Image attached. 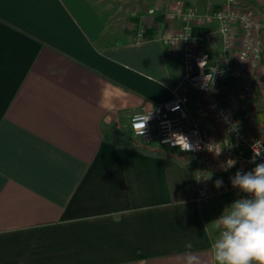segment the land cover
Instances as JSON below:
<instances>
[{
	"label": "crops",
	"instance_id": "obj_1",
	"mask_svg": "<svg viewBox=\"0 0 264 264\" xmlns=\"http://www.w3.org/2000/svg\"><path fill=\"white\" fill-rule=\"evenodd\" d=\"M235 1L257 10L263 0ZM225 6L139 4L106 33L108 12L88 0H0V264H186L188 254L211 264L215 219L235 198L198 200L192 157H165L176 150L145 144L129 123L177 87L201 116L180 49L158 37L182 25L171 9ZM191 29L219 61L215 24Z\"/></svg>",
	"mask_w": 264,
	"mask_h": 264
},
{
	"label": "built area",
	"instance_id": "obj_2",
	"mask_svg": "<svg viewBox=\"0 0 264 264\" xmlns=\"http://www.w3.org/2000/svg\"><path fill=\"white\" fill-rule=\"evenodd\" d=\"M167 16L182 25L176 32L160 34L158 39L180 49L182 85L201 94L204 110L199 117L190 114L189 96L177 87L169 101L152 111L133 114L130 131L145 144L155 143L192 157L201 170L197 173L198 200L223 195H233L235 200L247 198L232 186L231 177L264 162V138L250 126L256 103L264 106V0L257 10L226 0V6L216 11L177 7ZM193 22L215 24L221 37L219 61L213 62L208 53L196 49L200 39L192 33ZM225 81H230L233 89L227 94L221 89ZM149 113L151 118L141 135L139 118ZM173 134L187 137L195 150L181 151L172 146ZM229 161H235L234 166H229ZM217 180L223 181L219 188L215 186Z\"/></svg>",
	"mask_w": 264,
	"mask_h": 264
},
{
	"label": "clouds",
	"instance_id": "obj_3",
	"mask_svg": "<svg viewBox=\"0 0 264 264\" xmlns=\"http://www.w3.org/2000/svg\"><path fill=\"white\" fill-rule=\"evenodd\" d=\"M150 118L151 113L139 118L141 135ZM170 143L181 151H193L196 147L187 137L178 134H173ZM228 163L234 166L235 161ZM222 184V180H217L215 186L219 188ZM231 184L247 198L236 199L215 219L211 264H264V162L256 164L251 171H237L231 177ZM186 248L191 249L192 244L188 243ZM186 264H201V261L198 256L188 254Z\"/></svg>",
	"mask_w": 264,
	"mask_h": 264
},
{
	"label": "rangeland",
	"instance_id": "obj_4",
	"mask_svg": "<svg viewBox=\"0 0 264 264\" xmlns=\"http://www.w3.org/2000/svg\"><path fill=\"white\" fill-rule=\"evenodd\" d=\"M90 1L96 8L100 11H107L108 13V27L107 32L115 30L118 24V20L122 19L126 14L130 11L134 10V7H137L139 4H147L150 6H161L162 4H166L169 0H88ZM256 112L255 117L250 122V126L258 130L260 132V136L264 138V106L263 104L258 101L256 103ZM162 154L165 157H174L178 158L179 160L187 161L188 158L186 155L178 152L176 150L175 153L169 150H162ZM207 201L210 203L209 206L213 207V204L216 202L215 198H210ZM229 201V199H228ZM226 202V201H224ZM206 219V217H205Z\"/></svg>",
	"mask_w": 264,
	"mask_h": 264
}]
</instances>
